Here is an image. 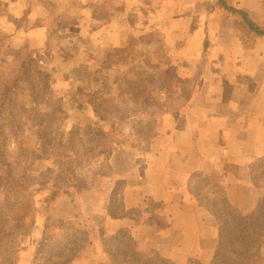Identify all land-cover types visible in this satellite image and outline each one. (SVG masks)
<instances>
[{"label": "crops", "instance_id": "crops-1", "mask_svg": "<svg viewBox=\"0 0 264 264\" xmlns=\"http://www.w3.org/2000/svg\"><path fill=\"white\" fill-rule=\"evenodd\" d=\"M110 1L8 0L3 20L10 23L2 28H9L8 34L17 40L13 43L41 49L42 55H63L70 70L132 50L137 69L150 70L155 60L162 59L163 67L174 63L182 78L196 81L195 92L181 112L163 119L150 149L116 147L119 152H112L110 163L120 171L84 193L80 204L84 213L95 217L105 237L127 228L141 253H155L172 264H187L198 256L208 264L217 242V224L189 191V186L197 185L191 176L199 174L215 182L241 209H251L263 196L264 188L251 180L249 165L264 159V52L231 47L234 38L226 35L210 40L217 44L210 52L202 50L204 41L210 42L213 25L200 15L215 11L218 0H126L120 6L108 5ZM229 4L255 21L264 12V0H229ZM50 5L58 10L50 13ZM49 17L64 22L50 39L54 49L47 53L43 49ZM196 41L199 55L191 54L187 46ZM224 41L229 45L222 47ZM185 49L183 58L172 53ZM158 51L162 56L155 58ZM239 60L254 65L252 76ZM109 75L116 78L120 72ZM118 179L125 184L114 198L119 197L121 212L129 216L109 214ZM20 254L17 264H22ZM71 264L112 262L102 243L92 242ZM250 264H264V239Z\"/></svg>", "mask_w": 264, "mask_h": 264}, {"label": "trees", "instance_id": "trees-1", "mask_svg": "<svg viewBox=\"0 0 264 264\" xmlns=\"http://www.w3.org/2000/svg\"><path fill=\"white\" fill-rule=\"evenodd\" d=\"M125 1L111 0L108 5L120 6ZM218 1L224 16L240 18L249 39H264V26L246 11L232 7L227 0ZM7 2L0 0V22L7 15ZM55 9L58 10L50 5L48 10L52 13ZM49 20L43 49L47 53L54 49L50 39L64 22L52 17ZM41 51L13 43L10 37L2 35L0 27V264H17V240L33 236L36 240L27 264H71L83 247L92 242L102 243L112 264H172L155 253L137 251L127 228L105 237L96 226L95 217L81 210L80 198L93 189L97 180L120 171L110 163L115 147L150 149L164 115L169 112L168 101L177 100L179 108H183L195 92L196 81L182 78L174 63L153 70L135 69L132 50L125 51L124 58L98 62L93 70L91 61H86L81 69L91 70L88 73L98 84L86 95L83 105L93 117L86 119L83 135L73 139L57 137L44 119L53 108L48 101L53 82L39 63L43 58ZM112 71L120 72V76L112 78L109 75ZM26 85L27 101H24L20 89ZM157 90L166 93L161 105ZM72 98L75 102L77 95ZM38 114L35 122L38 143L28 149L27 125ZM127 124L131 131L126 134ZM46 156L53 159L54 167L31 175L29 161ZM93 159L102 160L97 169L85 176L75 175V169L70 167H85ZM249 172L253 184L264 188V159L252 162ZM195 178L210 180L199 174L191 176V180ZM124 184L121 179L115 182L110 215L115 214L114 197ZM198 187L189 186V191L217 224V242L208 264H250L264 239V194L251 209H241L228 201L224 189L215 182L212 181L213 189L207 196ZM187 264L202 262L196 256Z\"/></svg>", "mask_w": 264, "mask_h": 264}, {"label": "rangeland", "instance_id": "rangeland-1", "mask_svg": "<svg viewBox=\"0 0 264 264\" xmlns=\"http://www.w3.org/2000/svg\"><path fill=\"white\" fill-rule=\"evenodd\" d=\"M229 3V0H227ZM218 7L216 8L215 11L211 12L210 14H201L200 17H207L209 18L208 20L210 21V24L213 26L210 28V39L214 40L216 37H220L221 35H226V36H232L234 38V42L231 44V47L235 48H242L244 49L243 51L248 52V51H262L264 52V42L261 44L255 43V40L249 39L247 37L246 31L243 28V25L241 23V20L239 17H236L235 19H225L226 16H224L223 9L220 7L219 1L217 2ZM249 14V13H248ZM258 15V14H257ZM257 15H254L255 17ZM259 19L256 21L250 16L256 23L259 22V24L264 25V12L260 13ZM7 23H10L9 21H4L3 19L0 22V27H1V33L3 36H8L10 37L11 41H17L15 40V37H11V35L8 34L9 28L6 26V28H2L3 25H7ZM17 23V21H15ZM17 25V24H16ZM207 41H204L203 46L204 49H202L204 52H210L211 48L214 46H217V44H213ZM217 40H215L216 42ZM7 42H9L7 40ZM17 43V42H15ZM221 46H228L229 41H224L220 42ZM19 45V44H18ZM63 46L69 47V45L65 46L63 43ZM187 46L191 47V54L193 55H199L200 53V46L199 42H193L192 46L188 44ZM68 50V49H67ZM51 51V50H50ZM186 50H172V53L174 55H177L178 57H185L186 56ZM52 53V52H51ZM124 53L121 52L120 54L115 55L116 57L120 56V58H124ZM162 56L161 52L158 51L157 55L155 58H160ZM57 53H52L47 56L43 54V58L39 61V63H42L43 70L46 71L49 74V77L51 78V81L53 82L52 86V96L51 98H48V101L50 104L53 106L52 110L50 111L49 114H45V118L47 119L44 120L46 123L49 124L51 129L53 130V133L57 135V137L63 135L64 137H67L68 139H73L75 137H78L79 135H83L84 133V125L86 119L92 118L93 114L91 110H86L84 109V104H86L85 97L88 95L91 90L96 87L98 84H95L94 82V77L90 73H88L91 70H83L81 68H78L77 70H74L71 68H68L69 66L67 65L66 59L62 58ZM154 57V56H153ZM253 57V56H251ZM82 62H84L85 58L81 57L80 58ZM184 62V60H183ZM216 62V61H215ZM240 62V67L244 68L246 70H249L252 72L254 70V65H245L242 62L244 60H239ZM251 62V60H250ZM92 66L91 69H96L98 67V62L96 61H91ZM165 64V60H155L154 65H152V69L149 68L150 70L157 69L163 67ZM85 65V64H84ZM263 65V64H262ZM84 67V66H83ZM135 68V66H133ZM137 69V68H135ZM67 73H71L72 76H68ZM27 91L28 87L23 86L20 89L21 97L24 101H27ZM77 95V98L75 102L72 101V95ZM156 97L159 105L164 103L165 98H166V93L163 91L157 90L156 91ZM48 102V103H49ZM169 107L168 113L164 115V118L173 116L177 114L178 112H181L183 108H179V103L177 100L175 101H168ZM177 109V111H175ZM36 117V116H35ZM33 118L28 122L27 129H26V147L28 149L33 148L37 143H38V137L39 133L37 131L38 126H35L36 119H38L39 114L37 115L36 118ZM128 124L126 125V130L125 133L127 134L129 131H131L128 128ZM136 150L141 151L142 148H134ZM119 152V150L115 147L113 151ZM114 151V152H115ZM102 159H99V161L93 159L89 165H86L85 167H80L71 165V169H75V175L76 173L80 174L81 176L87 175L90 171H93L97 169L98 164L100 163ZM33 162L29 161L30 164V173L31 175H38L42 172H44L48 168H53L54 167V162L51 157H45L43 159H35L32 160ZM103 179L100 178L97 180L95 186L99 184V181ZM194 182L199 186L198 188L200 189V193L203 196H207L208 192H210L213 187H212V181L211 180H205L202 178H195ZM94 186V187H95ZM103 187L106 186V184H102ZM198 189V190H199ZM121 212L119 208V197L116 196V205H115V214H119ZM136 215V213H134ZM34 237H31L30 239L28 238L27 240H23V238H19L16 242V248L18 249V252H20L21 256L20 259L22 261V264L26 263L30 256L33 253V239ZM78 255V254H77ZM77 255L75 257H77ZM19 257V256H18ZM19 259V258H18Z\"/></svg>", "mask_w": 264, "mask_h": 264}]
</instances>
